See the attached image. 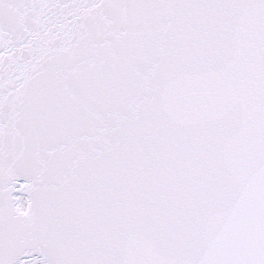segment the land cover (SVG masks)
Returning a JSON list of instances; mask_svg holds the SVG:
<instances>
[{
	"label": "snow or ice",
	"instance_id": "6c2138e0",
	"mask_svg": "<svg viewBox=\"0 0 264 264\" xmlns=\"http://www.w3.org/2000/svg\"><path fill=\"white\" fill-rule=\"evenodd\" d=\"M0 264H264V0H0Z\"/></svg>",
	"mask_w": 264,
	"mask_h": 264
}]
</instances>
